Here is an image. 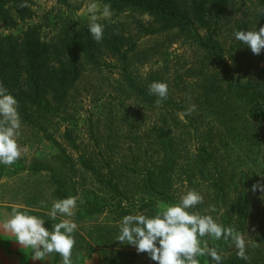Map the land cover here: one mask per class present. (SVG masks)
I'll return each mask as SVG.
<instances>
[{
    "label": "trees",
    "instance_id": "obj_1",
    "mask_svg": "<svg viewBox=\"0 0 264 264\" xmlns=\"http://www.w3.org/2000/svg\"><path fill=\"white\" fill-rule=\"evenodd\" d=\"M101 1L116 18L97 21L103 38L96 41L88 28L92 22L47 18L49 26L56 27L50 35L42 23L30 21L35 16L31 0H0L5 28L0 32V88L17 99L21 123L41 131L48 130L55 115L70 111L81 94L80 85L88 82L104 95L133 97L135 104L157 110V117L144 128L134 121L126 124L129 109L117 118L121 130L127 129L121 137L128 140L119 162L116 154H106L103 148L96 152L100 134L90 127L96 143L91 151L82 149L78 160L128 204L113 209L94 202L86 205L93 213L130 214L135 201L122 185L126 188L132 176H141L140 210L148 213L177 204L195 191L202 201L189 211L212 217L215 208L226 210L231 202L236 214L232 233L238 235L250 218L255 180L231 166L227 152L232 141L264 149V50L254 54L234 38V32L264 27V0ZM177 40L188 44L190 60L160 62L161 49ZM146 65L148 70L139 72ZM115 68L120 70L119 79L113 76ZM153 81L167 83L168 96L161 103L149 93ZM177 112L186 124L174 116ZM69 131L64 132L66 138L74 141ZM188 139L195 140V150ZM107 147L114 149L109 143ZM21 168L48 169L39 161ZM223 219L220 225L229 229L230 219ZM210 237H198L205 252ZM245 255L247 259L235 254L227 264H254ZM203 257L198 255L196 264H204Z\"/></svg>",
    "mask_w": 264,
    "mask_h": 264
},
{
    "label": "rangeland",
    "instance_id": "obj_2",
    "mask_svg": "<svg viewBox=\"0 0 264 264\" xmlns=\"http://www.w3.org/2000/svg\"><path fill=\"white\" fill-rule=\"evenodd\" d=\"M31 7L35 16L30 21L42 23L44 31L50 35L54 34L56 27L49 26L47 18L52 22L58 17L60 20L67 18L73 21L96 22V24L99 20L116 18L114 12L109 10L101 0H31ZM4 31L5 28L0 22V32ZM161 50L163 57L160 62L163 59L170 64H172L170 60L177 63L190 60L189 46L181 40ZM148 68L147 65L143 66L139 72H145ZM113 76L119 79L120 70L115 68ZM80 89L81 94L71 103L70 111L55 115L48 130L41 131L21 123L16 136L21 152L20 157L11 165L0 164V205L6 208L2 213L10 219L13 208L25 211L45 220V226L50 230L60 220L75 221L78 227L72 233L75 241L72 250L73 264H158L150 258L147 252H137L135 246L115 241L118 225L125 215L108 210L93 213L86 205L94 202L98 206L107 205L109 209H113V206L119 203L127 205L128 201L114 194L105 183L97 180L96 175L83 168L78 156L83 154L82 149L91 151L96 143L90 132V127H92L100 134L96 152L103 148L106 154H116L114 159L117 162L123 160L122 154L126 151L128 140L121 137V132L127 129L123 127V131L121 130L117 118L129 109L131 118L129 117L126 124L129 126L134 121L144 128L148 127L159 112L144 105L135 104L133 97L119 99L97 92L90 82L81 84ZM111 108L118 117L111 113ZM165 113L172 116L170 110H165ZM174 116L178 120H183L182 125L187 123L181 112L174 113ZM68 128L74 141L66 138L64 132ZM108 134H112L111 137H107ZM107 143L114 149L108 148ZM188 145L195 150V140L188 139ZM248 148L250 147L243 142H230L227 160L231 166L237 167L238 172H246L249 181L255 180L250 218L238 235L245 241V254L251 256L249 257L251 262L264 264V149ZM65 153L69 156L68 159ZM71 159L74 162L73 171L70 170ZM34 161L41 162L48 169L33 171L21 168L22 165L30 167ZM96 163L103 164L100 161ZM104 169L107 170L105 167ZM140 178L141 176H132L126 188L122 185V189H126L125 193L129 195V198L135 201L136 207H132L130 214L154 216L162 213L169 206L168 204L158 206L157 209L148 213L139 209L141 205L139 199L144 193ZM106 180L108 181L109 178ZM69 196L75 197L77 201L73 209L74 215L68 217L58 213L56 219L52 220L49 213L53 203ZM227 210H229L228 214ZM227 217L230 219L229 229L233 232L236 214L232 210L231 202L228 204V209L217 207L212 215L213 220L218 224H221L223 218ZM225 241L227 243L223 245ZM212 249H215L220 257L225 256L221 258L220 264H227L239 251L231 236L219 240L211 236L209 250ZM203 262L204 264H216L207 255H204ZM20 263L62 264V258L55 252L43 259L33 258L30 249Z\"/></svg>",
    "mask_w": 264,
    "mask_h": 264
},
{
    "label": "clouds",
    "instance_id": "obj_3",
    "mask_svg": "<svg viewBox=\"0 0 264 264\" xmlns=\"http://www.w3.org/2000/svg\"><path fill=\"white\" fill-rule=\"evenodd\" d=\"M88 28L93 39L100 41L103 38L102 26L91 23ZM234 38L248 46L254 54L258 55L264 50V27L259 30H237ZM148 90L157 97L156 103H161L168 96L166 82L153 81ZM17 104L15 96L0 88V164L4 165L13 164L21 155L16 140L21 127ZM187 111L191 112L192 109ZM201 201L199 193L189 191L181 197L179 203L167 206L162 213L154 216L125 215L118 225L115 241L133 245L137 252H147L158 264H196V257L201 254L210 256L212 261L220 264L221 257L217 251L212 249L205 252L200 247L198 237L210 235L219 240L231 236L239 249L237 254L242 259H247L245 241L240 235L233 234L211 216H200L189 211ZM76 205L75 197L57 200L53 203L49 216L52 220L56 219L58 213L71 217ZM2 227L14 234L15 241L22 247L31 249L33 258L43 259L55 252L62 258V264H73L72 250L75 241L72 233L78 227L75 221L60 220L50 230L42 218L13 208L11 218Z\"/></svg>",
    "mask_w": 264,
    "mask_h": 264
},
{
    "label": "crops",
    "instance_id": "obj_4",
    "mask_svg": "<svg viewBox=\"0 0 264 264\" xmlns=\"http://www.w3.org/2000/svg\"><path fill=\"white\" fill-rule=\"evenodd\" d=\"M5 209L0 205V264H21L30 249L22 247L15 241L14 234L3 229V223L8 220L2 213Z\"/></svg>",
    "mask_w": 264,
    "mask_h": 264
}]
</instances>
